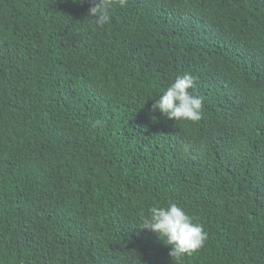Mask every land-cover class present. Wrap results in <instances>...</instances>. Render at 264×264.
<instances>
[{"label":"trees","instance_id":"1","mask_svg":"<svg viewBox=\"0 0 264 264\" xmlns=\"http://www.w3.org/2000/svg\"><path fill=\"white\" fill-rule=\"evenodd\" d=\"M98 2L0 0V264H176L169 202L208 234L179 264H264V0ZM185 73L201 119L152 113Z\"/></svg>","mask_w":264,"mask_h":264},{"label":"clouds","instance_id":"2","mask_svg":"<svg viewBox=\"0 0 264 264\" xmlns=\"http://www.w3.org/2000/svg\"><path fill=\"white\" fill-rule=\"evenodd\" d=\"M116 3L122 7L125 0H99L90 7L88 16L99 26L109 24L112 20L111 9ZM196 79L192 73L178 75L154 100L151 112L159 111L175 122L200 120L204 98L191 91ZM100 124L101 121L97 120L92 126ZM140 228L156 233L160 241L171 246L169 255L176 264H179L185 255L191 256L201 249L208 238L203 225L195 222L194 217L174 202H169L167 206L151 207L149 214L142 216Z\"/></svg>","mask_w":264,"mask_h":264}]
</instances>
